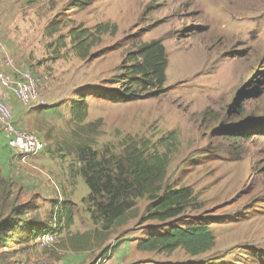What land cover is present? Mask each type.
<instances>
[{"label": "rangeland", "instance_id": "1", "mask_svg": "<svg viewBox=\"0 0 264 264\" xmlns=\"http://www.w3.org/2000/svg\"><path fill=\"white\" fill-rule=\"evenodd\" d=\"M99 24L108 26L100 36ZM79 30L93 34L83 60L70 34ZM151 41L167 56L164 85L129 103L102 99L121 92L133 54ZM22 71L41 80L45 106L30 107L22 122L31 131L21 130L46 144L52 164L39 173L40 188V178L0 149V226H8L0 231V264H264V0H0V74ZM79 98L85 123L102 121L100 153H119L126 138L166 140L159 148L169 156L165 184L194 196L166 226L206 224L215 240L209 252H138L137 242L161 227L141 220L146 200L137 201V218L113 230L108 256L66 248L67 236L94 228L71 154L70 106ZM11 101L26 107L0 86V102L12 110Z\"/></svg>", "mask_w": 264, "mask_h": 264}, {"label": "trees", "instance_id": "2", "mask_svg": "<svg viewBox=\"0 0 264 264\" xmlns=\"http://www.w3.org/2000/svg\"><path fill=\"white\" fill-rule=\"evenodd\" d=\"M107 27L106 24H99L93 31L100 36L107 32ZM70 34L79 58L86 59V41L93 34L86 30L71 31ZM133 57L134 62L125 69L126 73L120 78L121 92H103L102 99L129 103L139 100L141 93L147 89L152 91L164 85L167 56L159 41L143 44L133 54L132 59ZM87 114V105L83 98L71 102L70 117L75 125L72 132L75 142L71 146V154L75 156L79 166L78 175L88 189V196L82 203L88 206L94 228L67 236L66 248L76 253L97 250L100 251L99 256H108L116 247H108L106 244L113 230L137 218V201L146 200L148 206L141 220L158 222L163 228H152L146 237L139 240L136 244L138 252L169 255L182 249L191 257L209 252L214 247L215 240L206 224L166 226L167 222L181 217L194 201L190 188L172 189L165 184L169 156L167 150L160 152L159 148L165 147L166 140L155 144L146 139L126 138L119 153H113L109 147L100 153L94 146L102 121L98 119L85 123ZM61 216L69 227L72 224L69 202L61 205ZM7 227L0 226V231ZM33 231L30 230L29 235Z\"/></svg>", "mask_w": 264, "mask_h": 264}, {"label": "built area", "instance_id": "3", "mask_svg": "<svg viewBox=\"0 0 264 264\" xmlns=\"http://www.w3.org/2000/svg\"><path fill=\"white\" fill-rule=\"evenodd\" d=\"M0 86L26 107H44L41 99V80L29 71L18 72L15 75L0 74ZM0 129L6 147L14 158L25 163L45 152L46 144L35 134L16 127L9 107L0 102ZM50 239L42 237V243L48 244ZM99 263L100 262L99 260Z\"/></svg>", "mask_w": 264, "mask_h": 264}, {"label": "crops", "instance_id": "4", "mask_svg": "<svg viewBox=\"0 0 264 264\" xmlns=\"http://www.w3.org/2000/svg\"><path fill=\"white\" fill-rule=\"evenodd\" d=\"M12 102V101H11ZM12 115H13V120L15 122V125L18 127V129H23V130H26L27 131H31V129L29 128V126L22 122L23 120L27 119L28 116H30L32 114V112L29 110L30 107H19V105H17L16 103L12 102ZM0 138L2 141H0V149H3V148H6V143L4 142V139H3V136L0 134ZM1 161V160H0ZM8 161L9 163L11 164H14L17 165V166H20V168L22 167L23 170L27 171L28 174H30V176L36 178L38 180V178H40V180H38L39 182H37V184L39 185V183L42 182L41 180V174L39 173H44L46 174L45 172H49L50 171V165L49 164H52V162H48V157H47V154L43 153L41 154L40 156H37L35 158H31V159H28L26 161V163L22 164L20 163L16 158H8ZM16 166V167H17ZM27 168V169H26ZM53 169V168H52ZM51 169V170H52ZM30 171V172H29ZM39 174V175H38ZM40 188L43 187L41 184L39 185Z\"/></svg>", "mask_w": 264, "mask_h": 264}]
</instances>
